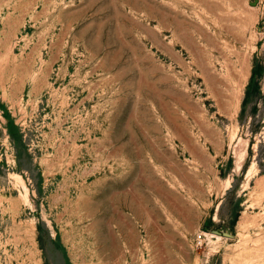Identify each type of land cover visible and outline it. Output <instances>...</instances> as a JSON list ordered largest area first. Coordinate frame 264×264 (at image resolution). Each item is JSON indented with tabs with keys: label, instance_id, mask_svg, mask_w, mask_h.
<instances>
[{
	"label": "rangeland",
	"instance_id": "374dc122",
	"mask_svg": "<svg viewBox=\"0 0 264 264\" xmlns=\"http://www.w3.org/2000/svg\"><path fill=\"white\" fill-rule=\"evenodd\" d=\"M0 264H264V0H0Z\"/></svg>",
	"mask_w": 264,
	"mask_h": 264
}]
</instances>
